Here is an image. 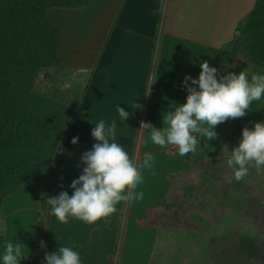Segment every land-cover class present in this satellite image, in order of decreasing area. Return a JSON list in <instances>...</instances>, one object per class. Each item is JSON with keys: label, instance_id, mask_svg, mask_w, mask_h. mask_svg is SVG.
I'll list each match as a JSON object with an SVG mask.
<instances>
[{"label": "crops", "instance_id": "obj_1", "mask_svg": "<svg viewBox=\"0 0 264 264\" xmlns=\"http://www.w3.org/2000/svg\"><path fill=\"white\" fill-rule=\"evenodd\" d=\"M234 5L228 0H92L80 7L46 9V18L60 32L52 68L67 71L72 75L69 78L80 81L71 124L56 156L55 196L61 191L71 195L69 185L80 174L82 153L96 142L90 133L100 119L106 124L116 120L117 141L130 156L142 160L145 152L154 155L152 167L142 169V183L132 189L142 197L130 199L127 209L125 200L116 205L126 221L125 245L135 237L137 242L149 239L147 235L152 243L160 239L161 225L150 222V218L166 211L173 180L192 161L178 155L174 145H154L151 129H140L139 121L148 119L157 128L166 127L164 114L183 103L187 95L181 81L185 74L197 77L203 60L221 75L245 70L250 79L252 74L264 73L263 68L248 61L245 52V59L241 60L239 52L229 64L219 63L212 54V48H228L239 33L235 34L241 21L238 14H229ZM117 105L129 112L124 122ZM263 105L253 101L244 116L218 123L216 138L207 141L198 136L202 150L206 154L214 152L226 135ZM74 136L79 138L75 145L70 143ZM46 194L45 186L25 181L18 191L4 198L0 252L8 241L19 239L29 249L20 264H44L45 253L62 245L78 250L82 260L92 234L110 221L104 216L92 224L76 218L60 223L49 211L42 210ZM40 214L43 227L38 225Z\"/></svg>", "mask_w": 264, "mask_h": 264}, {"label": "trees", "instance_id": "obj_2", "mask_svg": "<svg viewBox=\"0 0 264 264\" xmlns=\"http://www.w3.org/2000/svg\"><path fill=\"white\" fill-rule=\"evenodd\" d=\"M92 0H0V208L4 198L14 194L25 181L47 188L42 210L49 211L48 197L58 188L56 156L71 124L74 106L45 99L33 90L41 68L51 67L58 55L59 30L46 18L52 6L80 7ZM228 48L214 49V58L232 63L247 38L248 61L264 69V0H256L245 20L237 26ZM264 121V105L233 132L216 150L229 151L241 138V129ZM227 145V147H223ZM197 148L204 149L202 143ZM193 153L186 156L191 158ZM122 214L105 216L108 227L92 234L82 264H103L105 244L113 246V228ZM38 225H45L41 214ZM212 264H249L264 258V241L259 237L222 236L210 239Z\"/></svg>", "mask_w": 264, "mask_h": 264}, {"label": "clouds", "instance_id": "obj_3", "mask_svg": "<svg viewBox=\"0 0 264 264\" xmlns=\"http://www.w3.org/2000/svg\"><path fill=\"white\" fill-rule=\"evenodd\" d=\"M197 77L185 74L181 87L187 95L183 103L167 111L163 116L166 127H155L148 119L139 121L140 129H151L150 138L154 145L164 148L176 146L177 153L184 156L194 153L200 144L198 136L216 138L215 127L229 118H239L250 110L253 101L264 97V73L252 74L249 79L245 70L227 72L221 75L207 60L199 63ZM116 111L124 122L129 112L116 106ZM117 122L105 123L98 120L91 130L96 141L90 150L82 153L80 174L71 181V195L61 191L55 197H48L49 212L60 223L76 218L92 224L101 217L116 210L118 202L127 199L139 200L142 193L132 189L142 183V169L151 168L154 163L152 152H145L142 160L130 156L116 138ZM78 137H72L75 145ZM227 147V145H223ZM226 161L232 169L236 181L242 180L254 164L257 170L264 167V121L253 122L252 127L241 129L238 144L232 147ZM41 247L44 242H40ZM29 250L22 241H8L0 252V264H20ZM44 264H82L78 250L70 245H62L51 253H45Z\"/></svg>", "mask_w": 264, "mask_h": 264}, {"label": "rangeland", "instance_id": "obj_4", "mask_svg": "<svg viewBox=\"0 0 264 264\" xmlns=\"http://www.w3.org/2000/svg\"><path fill=\"white\" fill-rule=\"evenodd\" d=\"M230 1L235 5L229 14H238L240 22L256 2ZM238 1H242L241 7ZM246 42L247 38H242L241 60L245 59ZM36 75L33 90L37 95L75 105L80 89L78 79H71L70 73L52 66L41 68ZM263 103L264 97L259 105ZM229 155L224 148L211 154L198 148L191 156L188 169L173 180L166 211L150 218V222L161 225L160 239L152 243L147 235L149 239L137 242L135 237L128 239L125 245L126 221L122 214L116 225L109 228L113 231L114 244H105L103 264H120L121 261L122 264H212L209 243L212 237H259L264 241V167L257 170L250 164L242 180L233 178L229 182L232 176V169L226 163ZM129 202L130 199L125 200V209ZM249 264H264V258Z\"/></svg>", "mask_w": 264, "mask_h": 264}]
</instances>
